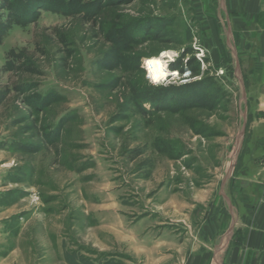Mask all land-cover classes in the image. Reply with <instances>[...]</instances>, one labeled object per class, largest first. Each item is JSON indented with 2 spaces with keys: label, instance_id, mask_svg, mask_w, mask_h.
I'll return each mask as SVG.
<instances>
[{
  "label": "rangeland",
  "instance_id": "1",
  "mask_svg": "<svg viewBox=\"0 0 264 264\" xmlns=\"http://www.w3.org/2000/svg\"><path fill=\"white\" fill-rule=\"evenodd\" d=\"M256 97L264 28L224 0H0V264H148L162 181L228 174Z\"/></svg>",
  "mask_w": 264,
  "mask_h": 264
},
{
  "label": "crops",
  "instance_id": "2",
  "mask_svg": "<svg viewBox=\"0 0 264 264\" xmlns=\"http://www.w3.org/2000/svg\"><path fill=\"white\" fill-rule=\"evenodd\" d=\"M224 1L227 10L245 13L253 30L264 28L263 0H232L233 7ZM248 42L242 43L246 53ZM248 107V152L237 150L228 174L215 180L217 171L209 176L205 166L195 164L162 181L160 206L171 212L149 209L148 232L137 235L148 241V264H264V99L256 97Z\"/></svg>",
  "mask_w": 264,
  "mask_h": 264
},
{
  "label": "clouds",
  "instance_id": "3",
  "mask_svg": "<svg viewBox=\"0 0 264 264\" xmlns=\"http://www.w3.org/2000/svg\"><path fill=\"white\" fill-rule=\"evenodd\" d=\"M180 52L165 50L159 58H144L143 63L147 67L146 81L153 86H167L177 80L176 71H167V65L174 62ZM171 76L172 79H168ZM184 82V81H180Z\"/></svg>",
  "mask_w": 264,
  "mask_h": 264
},
{
  "label": "trees",
  "instance_id": "4",
  "mask_svg": "<svg viewBox=\"0 0 264 264\" xmlns=\"http://www.w3.org/2000/svg\"><path fill=\"white\" fill-rule=\"evenodd\" d=\"M187 65H189V61L186 62V65L184 67L181 64H180V66L176 67V62L174 61V62L168 64V70L169 71H176L180 75H182L184 71H186V70L188 71ZM102 264H114V263H112V262H104Z\"/></svg>",
  "mask_w": 264,
  "mask_h": 264
},
{
  "label": "bare ground",
  "instance_id": "5",
  "mask_svg": "<svg viewBox=\"0 0 264 264\" xmlns=\"http://www.w3.org/2000/svg\"><path fill=\"white\" fill-rule=\"evenodd\" d=\"M155 58H159L160 56H154ZM149 58H153V57H149ZM142 67H145L146 71H147V67L146 65H144L143 63V66ZM167 68H168V65H167ZM167 71H169L168 69H166ZM234 159H235V156H234Z\"/></svg>",
  "mask_w": 264,
  "mask_h": 264
},
{
  "label": "built area",
  "instance_id": "6",
  "mask_svg": "<svg viewBox=\"0 0 264 264\" xmlns=\"http://www.w3.org/2000/svg\"><path fill=\"white\" fill-rule=\"evenodd\" d=\"M262 202H264V182L262 184Z\"/></svg>",
  "mask_w": 264,
  "mask_h": 264
},
{
  "label": "water",
  "instance_id": "7",
  "mask_svg": "<svg viewBox=\"0 0 264 264\" xmlns=\"http://www.w3.org/2000/svg\"><path fill=\"white\" fill-rule=\"evenodd\" d=\"M236 66H237V63H236Z\"/></svg>",
  "mask_w": 264,
  "mask_h": 264
}]
</instances>
